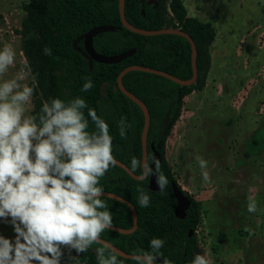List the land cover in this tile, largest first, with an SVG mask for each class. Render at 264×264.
Segmentation results:
<instances>
[{"label": "trees", "instance_id": "1", "mask_svg": "<svg viewBox=\"0 0 264 264\" xmlns=\"http://www.w3.org/2000/svg\"><path fill=\"white\" fill-rule=\"evenodd\" d=\"M25 11L23 49L34 77V92L44 86L46 73L51 81L45 99H36L33 115L40 114L42 105L54 98L66 102L77 97L84 99L87 107L94 109L109 125L115 142L113 155L116 160L131 168V160L136 158L140 166L134 173L142 175L144 114L136 103L115 89L118 76L125 68L138 65L161 70L183 80L190 79L193 76L190 42L179 35L143 36L129 31L121 22L119 0H29ZM125 16L129 23L141 29H179L191 36L198 50L199 75L197 82L190 87L140 71L129 72L123 77L125 88L141 99L150 112L148 165L153 162L151 145H154L162 159L156 169L157 181L162 173L167 184L154 192L149 188V178L137 181L121 167H111L100 185L105 192L119 195L135 206L138 229L129 235L107 229L101 239L135 255L151 251L150 241L159 238L164 242L157 258L162 263L167 259L170 264H194L199 252L194 232L201 219L200 206L183 191L191 200V206L185 219L175 216L177 201L172 182H178L166 158V141L180 116L183 99L206 86L211 67L210 49L217 33L212 23L190 17L183 0H156L154 4L150 0H126ZM102 25L112 26L116 31L95 37L94 47L98 53L112 56L131 49H136V53L119 64L95 62L91 68L88 60L73 48V42ZM85 78H90L93 83L88 91L82 90ZM83 111L87 116V108ZM169 111L171 115L165 125ZM122 118L126 121L125 137L119 134ZM89 123L91 130L94 126L91 120ZM142 195L149 197L147 207L139 203ZM106 203L112 215V226L133 227L132 212L127 204L110 198H106ZM100 246L92 245L80 254L79 261L82 264H99L96 249ZM118 260L121 264H134V260L121 256Z\"/></svg>", "mask_w": 264, "mask_h": 264}, {"label": "clouds", "instance_id": "2", "mask_svg": "<svg viewBox=\"0 0 264 264\" xmlns=\"http://www.w3.org/2000/svg\"><path fill=\"white\" fill-rule=\"evenodd\" d=\"M16 55L11 45L0 48V219L10 217L16 233L14 243L0 236V264H60L62 247L83 253L94 244L101 245L96 249L99 264H121L120 253L101 241L112 215L100 181L117 165L109 125L79 97L67 102L54 98L42 105L40 114H30V73L22 67L7 75ZM85 80L82 90L88 91L93 83ZM125 124L122 118L121 137ZM198 160L204 169L207 162ZM139 166L133 158L130 171ZM202 175L208 179L206 171ZM158 183L161 188L167 184L162 173ZM139 203L147 207L149 197L142 195ZM248 210L256 211L255 204ZM163 243L153 238L151 251L135 254L134 264H156ZM194 264L208 261L198 255Z\"/></svg>", "mask_w": 264, "mask_h": 264}, {"label": "crops", "instance_id": "3", "mask_svg": "<svg viewBox=\"0 0 264 264\" xmlns=\"http://www.w3.org/2000/svg\"><path fill=\"white\" fill-rule=\"evenodd\" d=\"M183 2L188 15L202 22L212 23L217 36L211 46V67L206 86L200 91H193L183 99V107L188 113L176 129L172 139V150L167 160L174 175L173 166L177 167L179 173L181 168L193 170L194 165L200 167L198 158L206 161V168H198L201 169L199 171L201 175L196 171L201 187L212 182L217 186L215 188L217 191L223 190L224 187L231 190L236 188V184H241L243 178L249 180V177L252 184L255 172H252L254 167L251 163H257L264 175V98L258 96L254 104L249 103L253 91L264 93L262 0L256 2L255 12L251 16L250 13L247 14L248 17L240 24H234L232 22L234 18H230L229 22L224 20L222 24L219 18L220 11L214 4L208 5L205 2L201 4L202 0ZM222 26L226 27L225 32H220L219 28L222 29ZM244 32L246 34L242 35ZM230 34L231 37L235 36L237 41L231 48L227 41ZM252 78L258 81V86H253L250 82ZM231 125L238 128L237 134L231 139H222L221 135L213 133L217 127L227 131ZM221 134L226 136L227 132ZM224 143L226 145L223 146ZM227 152L228 156L231 152V156L228 157L229 162L232 158L230 165H225L223 161V156ZM193 159L197 163L193 164ZM187 160L190 161L189 164ZM183 162L187 163L186 167ZM203 170L208 173L207 180L202 175ZM258 180L264 183V177L259 176ZM178 185L181 187L180 183Z\"/></svg>", "mask_w": 264, "mask_h": 264}, {"label": "rangeland", "instance_id": "4", "mask_svg": "<svg viewBox=\"0 0 264 264\" xmlns=\"http://www.w3.org/2000/svg\"><path fill=\"white\" fill-rule=\"evenodd\" d=\"M28 1L0 0V48H3L5 45H11L17 54L15 66L10 69L7 75L12 76L23 67L30 73L27 83L33 87L35 84L34 77L30 69L28 57L23 49V22L27 17L25 5ZM244 1L245 3L242 4ZM257 1L202 0L201 4H204V2L208 5L214 4L220 11L219 18L222 24L224 20L229 22L230 18H234L232 20L234 24H240L245 17H248L246 16L247 14L250 13L249 16H251L255 12ZM261 5L263 8L264 0H262ZM231 14L233 15L231 16ZM219 29L220 32L226 31V27L224 26H222V29ZM244 34L246 32L242 35ZM227 38L229 48H231L234 42H237L235 40L236 37H231L230 34ZM252 79L250 82H252L253 86H258V81L255 78ZM43 85L42 88L37 90V93H33L29 106V113L32 115L36 99H45L50 89L51 81L47 73L44 75ZM258 96L264 98V93L253 91L249 98V103L254 104ZM183 105L184 102L182 101ZM231 126L227 131L226 129L223 130L222 127H217L213 130V133L221 135L220 138L222 139H231L238 131L236 126ZM219 129L221 130L219 131ZM220 132L223 135L227 132V135L222 136ZM224 145L226 144L224 143ZM171 146L169 144L166 148V158H169L170 151L172 150ZM228 152L223 156L225 165H230L232 160L231 158L230 162L228 161V157L231 156V152L229 156ZM186 162L189 164L190 161L187 160ZM195 162L197 163L193 159L192 163L194 164ZM183 164L186 167L187 163L183 162ZM251 165L254 167L252 172H255L252 184H250L251 177L248 178L249 180L243 178L241 184L235 185L236 188L228 190L229 188L224 187L223 190L218 191L215 189L217 186L212 182H208L205 187L200 186V178H197L196 171L201 175L199 172L201 169L198 170L201 167H195L194 165L193 170H183L181 168L179 173H177V167L173 166L175 178L184 189L182 190L200 206L201 219L194 232L199 251L197 256L205 257L208 264H264V183L258 180L259 176L263 178L264 175H262L263 171L257 163H251ZM224 177L222 176V178ZM249 190L250 192H248ZM215 192L217 199L214 197ZM212 198L213 201H211ZM250 203L255 204L256 211L250 212L248 210ZM0 236L11 240L13 243L15 242L16 233L10 217L7 220L0 219ZM61 251L63 255L60 258V264H82L79 261L81 253H77L75 249L62 247Z\"/></svg>", "mask_w": 264, "mask_h": 264}, {"label": "water", "instance_id": "5", "mask_svg": "<svg viewBox=\"0 0 264 264\" xmlns=\"http://www.w3.org/2000/svg\"><path fill=\"white\" fill-rule=\"evenodd\" d=\"M125 2H126V0H119V13H120L121 22L126 29H128L129 31H131L135 34H139V35H143V36H158V35H165V34L179 35V36L186 38L190 42L191 47H192L193 76L190 79L183 80V79L175 77V76H173L167 72L161 71V70H156L153 68H147V67H142V66L136 65V66H129V67L125 68L119 74L118 79H117V87H115L116 90L119 89L125 96H127L130 100H132L134 103H136L141 108V110L144 114V128H143V132H142V148H143L142 170H143V174L142 175L135 174L134 172L130 171V168L126 164L122 163L119 160H116L117 166L124 169L133 179H135L137 181H143V180L149 178L150 190L157 192L161 189V186L157 181V172H156V168H155V162H158L160 165L162 162V159H161L160 153L155 149L154 145H151V149L153 151V162L150 166L148 165V153H149V151H148V133H149L150 125H151L150 112H149L146 104L141 99H139L137 96H135L133 93L129 92L125 88V86L123 85V77L129 72L140 71V72H146V73L162 76V77L167 78V79H169V80H171V81H173V82H175V83H177L183 87H190L197 82L198 75H199L198 61H197L198 50H197V46H196V43L193 40V38L182 30L170 29V28L169 29H160V30H145V29H141V28H138V27L132 25L131 23H129V21L126 19V16H125ZM150 3L151 4L156 3V0H150ZM114 31H116V29L112 26H109V25L97 26V27L91 29L89 32L85 33L83 36L76 39L73 42V48L76 51L80 52L83 56L89 58L91 68L93 67L94 62L100 63V64H106V65L119 64V63L127 60L128 58L132 57L136 53V49H131V50H128V51L123 52V53L118 54V55L105 56V55L99 54L94 48L95 37H97L100 34H104V33H108V32H114ZM81 40H84V49H81L78 46V44ZM178 96L180 99V92H179ZM178 101L176 103H178ZM174 105L175 104H173V106ZM170 115H171V111H169L167 114V117L165 119V125L168 124ZM114 143L115 142L113 141V144ZM145 172H147V174H145ZM149 173H150V175H149ZM172 190H173L175 199L177 201L175 216L178 219L183 220L186 218L187 211L191 206V200L183 192V190H181V188L179 187V185L176 182H172ZM105 194H106V198H110V199L117 200V201H120L122 203L127 204L130 207V210L132 212L133 222H134L133 227L131 229H123L120 227L111 226V228L109 230H112L114 232L124 234V235L133 234L138 229V214H137V210H136L135 206L131 202H129L128 200L124 199L123 197H121L119 195H116V194H113L110 192H105ZM190 236H192V233H190ZM101 241L109 244L112 249L117 250L120 253L119 256H121L125 259L133 260L134 255L124 252L123 250L117 248L112 243H110L104 239H101ZM157 263L162 264L161 260H159V259H157Z\"/></svg>", "mask_w": 264, "mask_h": 264}, {"label": "built area", "instance_id": "6", "mask_svg": "<svg viewBox=\"0 0 264 264\" xmlns=\"http://www.w3.org/2000/svg\"><path fill=\"white\" fill-rule=\"evenodd\" d=\"M184 102V101H183ZM187 111L184 109V107L182 106V108H181V112H180V116H179V118H178V120L176 121V123L174 124V126H173V128H172V130H171V133H170V135L168 136V138H167V141H166V148H167V146L170 144V145H172V139L174 138V136H175V133H176V129H177V127H178V125H179V123L181 122V120L187 115Z\"/></svg>", "mask_w": 264, "mask_h": 264}, {"label": "flooded vegetation", "instance_id": "7", "mask_svg": "<svg viewBox=\"0 0 264 264\" xmlns=\"http://www.w3.org/2000/svg\"><path fill=\"white\" fill-rule=\"evenodd\" d=\"M78 46H79V48H81V49H84V40H81L80 42H79V44H78ZM95 48V47H94ZM96 50V49H95ZM78 52V51H77ZM80 53V52H79ZM81 54V53H80ZM100 54V53H99ZM85 57V56H84ZM87 60H88V62H89V58H87V57H85ZM95 63V62H94ZM89 64H90V62H89ZM156 264H159V263H157L156 262ZM163 264V263H162Z\"/></svg>", "mask_w": 264, "mask_h": 264}]
</instances>
